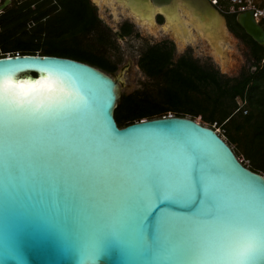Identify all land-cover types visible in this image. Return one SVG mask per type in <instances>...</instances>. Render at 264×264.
I'll return each mask as SVG.
<instances>
[{"label": "water", "instance_id": "95a60500", "mask_svg": "<svg viewBox=\"0 0 264 264\" xmlns=\"http://www.w3.org/2000/svg\"><path fill=\"white\" fill-rule=\"evenodd\" d=\"M152 2L161 7L183 2L193 12L199 7L197 0ZM236 22L264 46V28L251 10L237 14ZM137 80L130 63L118 67L112 78L69 57L18 53L0 57V131L7 108L11 124L26 128L31 143L49 153L35 163L22 159L17 173L6 176L0 143V264H158L162 255L159 248L145 247L121 229L119 196L102 177L82 181L86 168L72 171L77 149L66 142L67 122L56 120L58 112L86 110L111 137L140 144L158 145L163 137L182 136L228 177L264 185V176L245 167L223 137L197 119L167 115L118 127L113 113L120 92L132 91ZM48 85L56 91L50 94ZM32 88L37 89L34 94L20 95ZM36 120L53 122L55 129ZM61 151L64 155L57 161ZM160 207L178 216L188 214L187 208L170 202ZM154 220L145 225L146 240H159Z\"/></svg>", "mask_w": 264, "mask_h": 264}, {"label": "snow or ice", "instance_id": "6c2138e0", "mask_svg": "<svg viewBox=\"0 0 264 264\" xmlns=\"http://www.w3.org/2000/svg\"><path fill=\"white\" fill-rule=\"evenodd\" d=\"M47 87L50 94L56 91ZM56 120L67 122L66 142L77 149L72 171L86 168L82 181L100 176L117 192L121 229L145 247L159 248L158 264H264V185L228 177L182 136L163 137L158 145L117 139L78 108L58 112ZM34 122L55 129L53 122ZM0 143L6 176L17 173L22 159L35 163L49 156L44 146L31 143L26 128L11 124L7 108ZM63 155L57 152V161ZM166 202L187 208L188 214L161 208ZM153 217L158 241L145 239V225Z\"/></svg>", "mask_w": 264, "mask_h": 264}, {"label": "trees", "instance_id": "16d2710c", "mask_svg": "<svg viewBox=\"0 0 264 264\" xmlns=\"http://www.w3.org/2000/svg\"><path fill=\"white\" fill-rule=\"evenodd\" d=\"M64 2L62 11L41 3L35 10L8 8L0 13V57L8 53L62 56L112 73L115 64L96 49L110 44V38L95 26L93 12L83 0ZM234 16L231 24L249 49L248 69L236 78H226L217 69L200 65L189 53L173 60L172 44L150 45L141 53L138 67L154 79L155 88L121 95L113 115L118 127L167 114L199 117L213 130L212 125L220 126L223 134H218L238 159L242 156L241 163L264 176V46L249 37ZM132 32L122 28L118 35ZM86 37L93 44L84 43Z\"/></svg>", "mask_w": 264, "mask_h": 264}, {"label": "flooded vegetation", "instance_id": "af4514ba", "mask_svg": "<svg viewBox=\"0 0 264 264\" xmlns=\"http://www.w3.org/2000/svg\"><path fill=\"white\" fill-rule=\"evenodd\" d=\"M6 0H0V6ZM9 2L0 11L4 12L8 8L35 10L38 4L44 3L45 7H50L56 11H62L64 8V0H8ZM85 5H88L89 11L93 12L97 21L96 27L102 28H140L158 29V34L155 35L154 44H176L184 42L189 45L191 41L188 38L190 32L195 33L198 38H202L207 44H217L220 40L234 39L237 45H242L249 54L247 45L238 36V30L234 29L235 25L231 24V16H234L235 22L238 7L235 5L230 8V5L224 8H218L210 3V0H197V12L186 7L183 2H176L161 7L159 4H154L152 0H83ZM29 2V3H28ZM27 3V4H26ZM135 3V4H133ZM225 4V1L221 2ZM138 4V6H136ZM140 11V17L135 15V8ZM118 8V9H117ZM150 8V10H149ZM120 9V10H119ZM108 14L109 20L104 14ZM244 12V11H243ZM166 14H169L167 19ZM195 14V20L192 15ZM237 23V22H236ZM238 24V23H237ZM234 26V27H233ZM244 31V30H243ZM191 36V35H190ZM189 36V37H190ZM146 36H143L145 39ZM189 39V40H187ZM186 54L182 52L179 56ZM178 56V57H179Z\"/></svg>", "mask_w": 264, "mask_h": 264}, {"label": "rangeland", "instance_id": "374dc122", "mask_svg": "<svg viewBox=\"0 0 264 264\" xmlns=\"http://www.w3.org/2000/svg\"><path fill=\"white\" fill-rule=\"evenodd\" d=\"M100 14L102 15L104 13L100 12ZM104 15L107 17L108 14ZM105 19L109 20V17ZM103 29L107 33L106 35L110 38V44L104 45L103 47L97 45L96 49L104 53L105 56L115 64L114 71L107 74L113 78V73L118 67L125 63H130L137 75L138 80L132 91H121L120 96L136 90H153L155 88V81L140 70L138 67V59L148 46L153 45L154 39L152 38L158 34V29L146 28L140 30V28H134L130 35L124 37H119L118 35V32L121 29L115 27ZM190 35V37L188 36L190 40L187 39L191 41L189 45L185 44V41L174 44L173 60H176L182 52L189 53L200 65L211 66L217 69L219 73L226 78H236L242 73V71L248 69L247 50L244 46L237 45L234 39L220 40L218 44L210 45L204 42L202 38H198L195 33L190 32ZM143 36H146V38L143 39ZM82 41L88 43V45L93 44L90 37H86L82 39ZM218 47H220L219 50L221 51L220 56L214 54ZM243 114L245 115L246 113ZM196 119L200 121L199 117ZM212 127H215L214 130L217 133H221V135L223 134V130L220 126L212 125ZM239 159L242 161V156H239ZM243 163L247 164V161L244 160Z\"/></svg>", "mask_w": 264, "mask_h": 264}, {"label": "built area", "instance_id": "2783aa9c", "mask_svg": "<svg viewBox=\"0 0 264 264\" xmlns=\"http://www.w3.org/2000/svg\"><path fill=\"white\" fill-rule=\"evenodd\" d=\"M222 1L230 5V8L236 5L240 12L251 10L255 22L264 28V0H210V3L218 8H224L227 5L222 4Z\"/></svg>", "mask_w": 264, "mask_h": 264}, {"label": "bare ground", "instance_id": "6f19581e", "mask_svg": "<svg viewBox=\"0 0 264 264\" xmlns=\"http://www.w3.org/2000/svg\"><path fill=\"white\" fill-rule=\"evenodd\" d=\"M132 1L135 2V0H132ZM133 4H135V3H133ZM136 6H138V4H137ZM135 10H137V11H135V15H138V16L140 17V11H138L137 7L135 8ZM149 10H150V8H149ZM166 17H167V19H168V18H169V14H166ZM192 19H193V20L196 19V18H195V14L192 15ZM219 49H220V47H218V48L216 49V51L214 52V54H215L216 56H220V55H221V51H220ZM222 64H223V62H222Z\"/></svg>", "mask_w": 264, "mask_h": 264}]
</instances>
